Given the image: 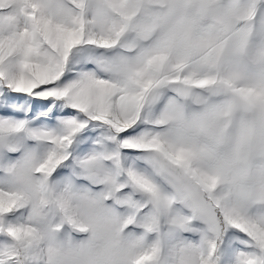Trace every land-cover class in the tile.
Wrapping results in <instances>:
<instances>
[{"label": "snow or ice", "instance_id": "1", "mask_svg": "<svg viewBox=\"0 0 264 264\" xmlns=\"http://www.w3.org/2000/svg\"><path fill=\"white\" fill-rule=\"evenodd\" d=\"M0 264H264V0H0Z\"/></svg>", "mask_w": 264, "mask_h": 264}]
</instances>
